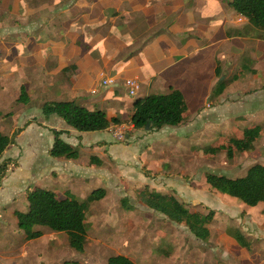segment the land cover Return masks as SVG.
I'll return each instance as SVG.
<instances>
[{
  "label": "crops",
  "instance_id": "1",
  "mask_svg": "<svg viewBox=\"0 0 264 264\" xmlns=\"http://www.w3.org/2000/svg\"><path fill=\"white\" fill-rule=\"evenodd\" d=\"M231 2L0 0V131L12 135L22 128L0 159L19 163L15 168L10 163V176L0 186V219L20 210L13 204L22 198L25 209L20 211H27L26 194L35 187L53 190L60 198L71 193L81 201L98 188L107 195L109 187L130 181L127 177L143 182L140 191L146 185L155 189L154 181L174 180L176 169H183L179 162L190 153L189 140L205 137L211 127H216L215 135L238 138L245 127L261 125L262 137L264 31ZM106 78L114 82L101 84ZM128 79L140 83L135 95L129 93ZM224 79L229 83L218 93ZM22 86L29 92L28 103L18 100ZM171 88L185 95L184 121L157 131L135 129L130 121L135 101ZM66 100L105 110L123 124L83 132L55 114L44 115L46 101ZM125 127L133 131L128 139L138 138L136 143L126 145L117 138ZM54 130L64 131L61 137L78 148V158L49 154ZM21 135L28 136L22 145ZM37 229L43 235L35 241L49 228ZM1 245V250H12V239Z\"/></svg>",
  "mask_w": 264,
  "mask_h": 264
},
{
  "label": "rangeland",
  "instance_id": "2",
  "mask_svg": "<svg viewBox=\"0 0 264 264\" xmlns=\"http://www.w3.org/2000/svg\"><path fill=\"white\" fill-rule=\"evenodd\" d=\"M223 81L229 83L228 79ZM221 125L232 126V123ZM122 131L130 135L133 133L126 127ZM215 131L216 127H211L205 137L189 140L190 153L179 162L183 169L179 173L176 169L174 180L154 181L156 188L176 194L191 210L204 213L216 210L209 240L196 238L184 223L173 222L164 214L148 208L138 197L144 187L143 182L127 177L130 181L109 187L104 200L90 206L87 213L88 241L83 252L72 248L63 232L49 228L44 238L28 242L22 230L18 229L14 215L0 219V244L9 239L13 242L12 250H1V245L0 264H65L66 261L107 264L109 257L117 254L129 256L138 264H264V204L252 207L236 197L216 191L205 177L208 170L236 177L243 175L256 162L264 164V135L257 140L252 151H235L230 158L226 150L215 155L203 152L206 146L229 140L230 137L215 135ZM27 137L21 135V145ZM136 141L138 138L128 139L127 136L125 141L120 140L126 145ZM15 162L18 166L17 160ZM11 167L15 168L14 165ZM165 169L168 170V167L165 166ZM10 171L1 184L9 178ZM60 193L63 195L62 191ZM123 198L128 199L132 210L122 206ZM24 200L22 198L14 203V209H25ZM231 227L239 228L248 236L250 249L240 246L229 234Z\"/></svg>",
  "mask_w": 264,
  "mask_h": 264
},
{
  "label": "trees",
  "instance_id": "3",
  "mask_svg": "<svg viewBox=\"0 0 264 264\" xmlns=\"http://www.w3.org/2000/svg\"><path fill=\"white\" fill-rule=\"evenodd\" d=\"M231 6L240 15L248 19L258 30L264 31V0H232ZM227 82H220L218 93H222ZM22 103L30 101L26 87L22 86L18 99ZM188 104L184 93L171 88L165 93H154L138 98L134 104L131 123L137 130L157 131L165 126H177L184 121ZM46 117L57 115L63 118L71 127L83 131H101L112 125H121L123 120L118 117L110 119L105 110L89 109L76 100L46 101L42 106ZM1 114V112H0ZM261 125L247 126L241 137L230 138L226 143L210 145L204 148L205 154L215 155L226 150L232 158L234 152H244L254 149L256 141L262 133ZM22 131L19 127L12 135L0 131V159L10 145L15 144L16 136ZM54 144L49 150L53 157L76 159L80 153L77 147L66 142L61 135L63 130H54ZM12 161V162H11ZM94 161V159H93ZM100 163L99 160H97ZM10 163L17 166L15 160H3L0 164V185L10 169ZM151 173V172H148ZM209 186L221 193L236 197L249 206L264 204V164H253L243 176H228L212 170L205 172ZM106 195L104 188L95 189L86 200H79L71 193L60 198L53 190L43 187L28 189L26 197L29 203L27 211L16 210L14 215L19 229L27 240H34L43 235L37 226H46L54 231L63 232L68 236L72 248L83 252L88 241L89 223L87 213L92 201L101 200ZM140 200L150 209L164 214L176 223H184L190 232L198 239L207 241L211 237L210 225L215 219L216 210L207 213L191 210L173 193H162L146 185L138 193ZM122 206L133 209L127 198L122 199ZM229 234L237 243L250 249L251 242L239 228H229ZM65 264H80L78 261H66ZM107 264H138L129 256L117 254L109 257Z\"/></svg>",
  "mask_w": 264,
  "mask_h": 264
},
{
  "label": "built area",
  "instance_id": "4",
  "mask_svg": "<svg viewBox=\"0 0 264 264\" xmlns=\"http://www.w3.org/2000/svg\"><path fill=\"white\" fill-rule=\"evenodd\" d=\"M244 18V16H242ZM241 17V20L243 19ZM114 82V80L110 79V78H106V79H103L102 83L103 85H109V84H112ZM126 86L128 87L129 89V93L131 95H135L138 91V89L140 88V83L137 79H128L126 81ZM117 136V138L121 141H125L126 140V134L122 131L118 132L115 134Z\"/></svg>",
  "mask_w": 264,
  "mask_h": 264
}]
</instances>
